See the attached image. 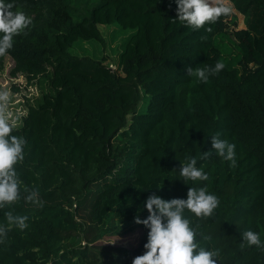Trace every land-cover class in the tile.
Instances as JSON below:
<instances>
[{"label":"trees","instance_id":"16d2710c","mask_svg":"<svg viewBox=\"0 0 264 264\" xmlns=\"http://www.w3.org/2000/svg\"><path fill=\"white\" fill-rule=\"evenodd\" d=\"M227 1L234 13L193 30L175 0H10L32 22L0 69L9 57L10 76L47 78L50 91L13 126L26 143L15 165L23 204L9 212L28 219L21 230L0 215V264H132L145 251L134 217H147V197L183 199L193 186L219 199L208 217L187 213L217 264H264V246H241L249 229L264 242V0ZM112 24L114 41L131 31L117 69L71 54L103 43L100 26ZM217 62L207 83L187 74ZM216 134L236 145L235 167L214 152L201 159ZM193 157L208 180L186 185L178 174ZM32 190L37 203L24 199ZM136 228L134 247L103 242Z\"/></svg>","mask_w":264,"mask_h":264},{"label":"clouds","instance_id":"9594fccd","mask_svg":"<svg viewBox=\"0 0 264 264\" xmlns=\"http://www.w3.org/2000/svg\"><path fill=\"white\" fill-rule=\"evenodd\" d=\"M177 19L185 22L193 30L215 23L218 18L229 14L232 9L220 0H175ZM10 0H0V56L13 48L14 37L24 32L31 24V19L23 11H13ZM211 31V28H206ZM224 64L217 62L214 66L189 67L187 74L199 83H207L209 77L218 74ZM7 99V94L0 95V100ZM0 105V209L13 205L21 198V180L15 165L24 159L25 139L13 135V126L3 113ZM236 145L219 134L211 137V150L203 152L201 159H207L213 152L228 161L231 167L236 166ZM178 176L187 185L188 182L206 181L208 174L202 166H197L195 157L181 164ZM25 191H28L25 189ZM38 191L28 192L24 199L38 202ZM219 205L216 195L209 193L206 187H188L186 198L165 200L153 193L143 204L148 213L145 219L134 217L137 225L146 228L147 239L144 253L132 260V264H217L219 251L203 246L197 240V228L193 227L187 213L195 217H208ZM9 227L24 229L28 219L25 215L6 214ZM8 228L0 225V244L6 239ZM202 241L210 238L199 233ZM242 247L264 246L257 232L246 230L242 233Z\"/></svg>","mask_w":264,"mask_h":264},{"label":"rangeland","instance_id":"374dc122","mask_svg":"<svg viewBox=\"0 0 264 264\" xmlns=\"http://www.w3.org/2000/svg\"><path fill=\"white\" fill-rule=\"evenodd\" d=\"M220 2L228 5L227 0H220ZM235 15L237 17L236 29H243V17L237 14ZM117 29V24L100 26L103 43L94 41L77 43L71 49V54L78 57L87 56L98 59L100 56H103L106 58L105 64L110 65L113 69H117V52L121 51L119 44L125 37L131 34V31L119 34V36L117 35L118 40L114 41L112 33L113 31H117ZM227 40L231 42V39L227 38ZM10 67L11 60L9 57H6L3 67L0 69V95L7 94V99L6 101L0 100V105L4 106L2 114L7 116L9 123L14 127H18L21 124V119L27 113L28 106L34 105L42 93L50 91L49 80L47 78H39L38 80L27 82L24 76H10ZM22 204V199L20 198L13 205L0 209V215L20 208ZM140 235L141 230L136 228L124 237L105 238L103 242L124 247H134L138 244Z\"/></svg>","mask_w":264,"mask_h":264}]
</instances>
